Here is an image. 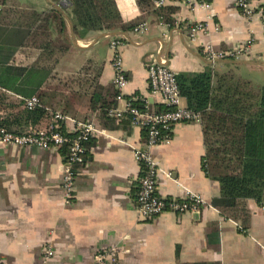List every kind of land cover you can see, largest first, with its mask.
<instances>
[{"label":"crops","instance_id":"0c3cea01","mask_svg":"<svg viewBox=\"0 0 264 264\" xmlns=\"http://www.w3.org/2000/svg\"><path fill=\"white\" fill-rule=\"evenodd\" d=\"M124 23L146 22L147 30L133 28L118 34L127 83L115 106L107 108L114 121L96 124L92 103L98 91L112 99L114 89L109 38L97 39L103 31L71 38L49 29L52 41L68 36L67 48L57 60L42 61V48L35 46L25 26L32 13L48 17L60 7L67 13V0H0V109L2 124L21 132L28 124L45 126L48 117L27 110L20 97L37 95L47 108L77 120H91L97 132L86 144L84 161L76 167L74 195L67 200L62 189V165L67 150L35 146H8L0 142V261L1 264H42L45 250L52 252L49 264H95L100 251L113 250L114 264H264V208L247 200V229L225 219L212 205L219 184L206 176L205 144L200 122L177 123L171 139L152 153L159 163L157 192L167 198H183L187 191L200 194L205 204L198 212H163L151 219L138 216L135 200L142 168L135 148L144 149V133L126 114V101H146L152 110L162 103L152 97L147 65L163 59L177 74L232 71L264 84V31L258 16L247 19L235 0H209L210 8L196 0H172L154 9L149 0H114ZM264 5V0H253ZM169 9L173 24L159 12ZM59 12V11H58ZM60 13V12H59ZM61 14V13H60ZM51 18V17H50ZM48 18V21H50ZM205 25V32L192 41L190 28ZM133 26V27H134ZM74 27V24H73ZM119 31V30H113ZM122 32V31H119ZM114 36V35H112ZM97 39V40H96ZM240 59L210 60L213 52L245 47ZM61 43H64L61 40ZM102 86L103 89H99ZM114 86V87H113ZM185 104V100L183 99ZM163 106V105H162ZM121 110L117 120L108 110ZM72 122L68 120L66 128Z\"/></svg>","mask_w":264,"mask_h":264},{"label":"trees","instance_id":"16d2710c","mask_svg":"<svg viewBox=\"0 0 264 264\" xmlns=\"http://www.w3.org/2000/svg\"><path fill=\"white\" fill-rule=\"evenodd\" d=\"M67 1V13L73 21L75 34L80 38L98 31L128 32L134 26L122 21L114 0ZM50 12L48 17L32 13L25 26L31 30V42L42 48L41 60L48 58L54 64L59 52L67 48L69 39L66 36L52 41L51 25L56 24L55 28L62 33L66 22L55 9ZM159 15L161 20L173 24L169 9L164 7ZM176 80L186 106L201 116L205 144L202 167L207 177L218 182L220 190L212 205L225 219L239 223V229L244 232L250 217L247 200L253 199L264 208V84L257 86L232 71L215 72L210 66L201 72H179ZM101 93L98 91L91 102L97 111V125L106 120L114 121L107 117L106 111L115 106L119 92L115 87L112 90L107 88L106 94L112 97L107 101ZM39 101L40 106L27 110H32L31 113L38 111L40 118L48 117L46 105L40 98ZM131 103L143 106L139 98ZM126 117L122 121L128 123L131 116L127 113Z\"/></svg>","mask_w":264,"mask_h":264},{"label":"built area","instance_id":"2783aa9c","mask_svg":"<svg viewBox=\"0 0 264 264\" xmlns=\"http://www.w3.org/2000/svg\"><path fill=\"white\" fill-rule=\"evenodd\" d=\"M172 0H149L152 8L159 9ZM253 0H235L237 8L250 19L258 16L264 31V5H253ZM200 7L210 8L209 0H196ZM205 25L197 23L190 28L189 37L196 40L200 33H204ZM147 30L146 22H139L133 27L135 33L141 34ZM123 38L118 35L109 38L111 50V66L113 68V84L118 90L117 98L122 97V90L127 83L123 68L121 46ZM249 41L245 47L213 52L209 45L204 46V51L210 60L240 59L248 52ZM147 81L152 97H157L163 109L152 110L145 101L142 107H137L126 101V112L131 116L132 124L143 130L145 138L144 149L135 148L134 155L142 168L136 191L137 213L141 219L148 220L163 212L182 214L187 211L198 212L205 204L204 198L197 193L187 191L183 198H167L157 192V176L159 163L152 150L163 142L171 139L172 127L177 123L200 122V113L194 111L183 103L176 80V73L161 59L153 60L147 65ZM25 109L40 106L37 95L20 97ZM49 112L48 123L45 126L28 124L21 132L8 130L3 124V112L0 109V142L8 146H35L42 149L60 150L66 148L67 153L62 165V189L67 200L74 195L76 167L84 161L86 144L97 132V127L91 120H77L67 114L46 108ZM110 116L119 120L121 110L112 108L108 110ZM70 120L72 126L66 128ZM51 250L47 248L42 257V264H49ZM116 261L113 250L100 251L96 256L95 264H114ZM1 264V261H0Z\"/></svg>","mask_w":264,"mask_h":264},{"label":"water","instance_id":"95a60500","mask_svg":"<svg viewBox=\"0 0 264 264\" xmlns=\"http://www.w3.org/2000/svg\"><path fill=\"white\" fill-rule=\"evenodd\" d=\"M56 9L61 13V15L66 18V20L69 22L70 25V30H71V38L74 41V43L76 44V39H75V35H74V27L73 24L71 22V20L69 19V17L63 12V10L60 7L56 6ZM120 33L123 32H119V31H103L101 32V34L98 35L97 39L104 37V36H112V35H118ZM96 39V40H97ZM77 45V44H76Z\"/></svg>","mask_w":264,"mask_h":264}]
</instances>
